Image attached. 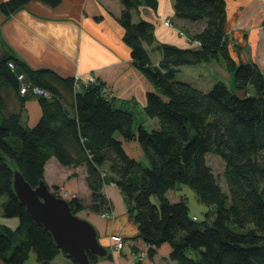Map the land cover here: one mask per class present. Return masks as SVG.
Instances as JSON below:
<instances>
[{"label":"trees","instance_id":"obj_1","mask_svg":"<svg viewBox=\"0 0 264 264\" xmlns=\"http://www.w3.org/2000/svg\"><path fill=\"white\" fill-rule=\"evenodd\" d=\"M29 1L3 2L0 13L8 17ZM119 1L123 41L134 66L153 88L146 93L143 110L156 127L139 125L133 131L132 115L115 108L113 97L96 79L75 88L73 78L32 69L7 53L0 60V198H5L0 217L15 218L18 224L11 229L0 223V260L25 264L30 253L38 264H53L58 255L67 258L48 231L32 221L12 187L17 170L35 188L54 158L62 167L86 169L89 202L66 199L71 213H111L102 188L113 184L123 194L149 256L167 244L173 264H264V75L255 64L237 65L230 58L224 0H174L176 19L203 22L204 29L193 35L192 44H199L194 48L156 45V65L145 48L154 43L153 26L133 23L131 11L140 5L156 9L157 0ZM219 58L233 74L234 89L218 81L202 91L176 78L180 67ZM21 87L25 94H20ZM32 88L48 97L34 95ZM32 98L41 116L28 127L21 121L23 104ZM11 99L16 102L13 110ZM123 142H136L148 166L127 155ZM210 154L224 163L227 193L207 164ZM179 185L188 186L198 203L213 207L210 224L192 220L185 198L168 200L167 193ZM88 259L97 261L91 254Z\"/></svg>","mask_w":264,"mask_h":264},{"label":"crops","instance_id":"obj_2","mask_svg":"<svg viewBox=\"0 0 264 264\" xmlns=\"http://www.w3.org/2000/svg\"><path fill=\"white\" fill-rule=\"evenodd\" d=\"M6 1L0 0V4ZM173 4L174 0H157L156 9L140 5L131 11L133 23L145 21L153 26L154 43L145 46L153 65L160 61V54L153 50L156 45L194 48L193 35L204 29L203 22L189 23L176 19ZM224 8L223 30L230 58L237 65L253 63L264 73V0H224ZM122 10L119 0H59L55 6L41 0H30L8 17L0 13V43L6 53L32 69H49L60 77L77 78L82 82L89 75L94 76L113 97L114 107L132 115L133 131L135 121L140 120L142 126L152 129L156 127V121L149 119L143 109L146 93L153 88L134 66L130 49L123 41L124 30L118 23ZM165 21H169L170 26H165ZM211 71L212 77H209L207 73ZM181 73L189 79L182 81L202 91H205L202 87H211L218 81L227 87L233 83L234 89L233 74L226 69L221 58L180 67L177 75ZM190 75H196L200 80L208 77V80L196 86ZM15 103L11 99L9 110L15 108ZM40 116L37 99L26 100L21 119L23 125L33 127ZM122 146L130 157L136 160L143 157L136 142H123ZM85 177L84 166L62 167L51 158L45 165L43 181L50 191L54 190L65 199L78 198L86 205L90 192ZM102 193L111 207L110 218L88 209L78 214L95 227L100 244L107 250V257L95 264H173L167 244L148 255V247L138 238V228L128 215L127 203L119 189L107 183ZM12 219L0 223L14 229L18 221ZM112 235L124 239L121 251L112 249ZM140 254L145 256L142 260L138 259ZM57 260L62 264H73L63 255H58L53 264ZM0 264L4 263L0 260ZM25 264H38L33 253L29 254Z\"/></svg>","mask_w":264,"mask_h":264},{"label":"water","instance_id":"obj_3","mask_svg":"<svg viewBox=\"0 0 264 264\" xmlns=\"http://www.w3.org/2000/svg\"><path fill=\"white\" fill-rule=\"evenodd\" d=\"M6 54L0 43V60ZM12 187L32 221L48 231L56 247L73 263L92 264L88 254L96 256L97 260L107 257V250L100 244L95 227L73 215L68 201L55 196L43 180L32 188L15 170Z\"/></svg>","mask_w":264,"mask_h":264},{"label":"rangeland","instance_id":"obj_4","mask_svg":"<svg viewBox=\"0 0 264 264\" xmlns=\"http://www.w3.org/2000/svg\"><path fill=\"white\" fill-rule=\"evenodd\" d=\"M211 74H212V71L210 72V74L207 73V75L209 77H212ZM215 75H217V74H215ZM176 78L179 79V80L188 79L187 75L184 74V73H181V74L177 75ZM189 78H191L190 80H192V82L196 86H198L199 83L200 84L206 83L207 80H208V77H206L203 80H200L199 77L196 76V75L195 76L190 75ZM81 83H83V82H81ZM206 86L207 87H202V88H204L203 90H205V91L210 89L209 85H206ZM228 86H229V88L233 89V83H231ZM141 124H142L141 120L140 121H135V123H134L135 130ZM148 128L149 127H147V129ZM260 158L264 159V151H262L260 153ZM137 160L142 165L148 166V163H147L146 159L144 158V156L141 159H137ZM206 160H207L208 166L212 170L213 175L217 178L218 183L221 186L222 190L225 193H227V188H226L225 180H224V177H223L224 163L222 162V160L218 156H215V155H212V154L207 155ZM56 194H58V193H56ZM180 197L185 198L186 203H187V207H188V214H189L190 217H192V220L194 218V219H197L198 222L207 221V223L210 224V222L214 218V215H213V212H214L213 210L214 209H213V207H208V206H205V205H202V204L198 203L194 192L188 186L179 185V186H177L176 189L171 190V191H169L167 193V198H168V200L170 202H176V201H178V199ZM0 199L4 200L5 198L2 197ZM151 200L154 203H156V198L155 197H152ZM2 220H7V219L0 218V221H2ZM12 221H17V220L14 218V219H12ZM10 224H11V222H10ZM60 257H62V256H60ZM59 259H61V258H59ZM56 264H62V263H60V260H57Z\"/></svg>","mask_w":264,"mask_h":264},{"label":"built area","instance_id":"obj_5","mask_svg":"<svg viewBox=\"0 0 264 264\" xmlns=\"http://www.w3.org/2000/svg\"><path fill=\"white\" fill-rule=\"evenodd\" d=\"M164 25L165 26H170V23L169 21H165L164 22ZM195 46H199V44L197 42L194 43ZM264 75V73H263ZM95 81V77L92 76V75H89L84 81L83 83L85 85H88V84H92L93 82ZM82 81H79L77 78L74 79V86L75 88H78L79 87V84H81ZM31 92L34 94V95H42L44 97H48V94L42 90H39L38 88H32L31 89ZM105 93L108 94V97L111 96V94L106 90V91H103ZM20 94H25V88L24 87H21L20 89ZM61 197V196H60ZM63 198V197H62ZM102 217L104 218H110L111 217V213H103L102 214ZM193 220H196L193 218ZM110 242L112 243V249L113 250H117V251H121L123 249V246H124V239L121 237V236H118V235H112L110 237ZM145 256L143 254H140L138 256V259L139 260H142Z\"/></svg>","mask_w":264,"mask_h":264}]
</instances>
